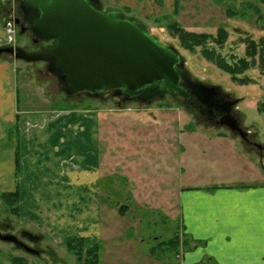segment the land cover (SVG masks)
Instances as JSON below:
<instances>
[{"label": "rangeland", "instance_id": "1", "mask_svg": "<svg viewBox=\"0 0 264 264\" xmlns=\"http://www.w3.org/2000/svg\"><path fill=\"white\" fill-rule=\"evenodd\" d=\"M19 1L21 0H0V44L20 46V49L28 53L47 49L50 42L32 41L31 33L24 31L21 26L19 33L18 27L13 24V17L22 21V16L18 12ZM252 2L256 3L258 13L248 9L240 16L242 5ZM99 3L104 12L115 10L125 18L139 22L158 42L172 48L192 81L218 88L231 100H238L232 112L242 131L260 149L245 143L225 126L212 125L203 117L195 115L192 110L186 109L177 96L166 94L149 103L123 99L122 96L113 95V92H107L102 96L86 93L66 96L61 91L60 82L53 72L48 70L45 62L17 61L2 54L0 58L10 62L14 71L16 69L13 76L17 86L18 108L21 110L65 108L76 111L97 108L107 114L103 116L105 120L106 117L113 119V114L108 116L113 112L124 113L126 119H138L140 122L132 121L133 125L137 126L134 128L126 127L130 125L127 121L120 123L113 121L110 124L112 127L107 128L115 131L111 137L113 141L117 140L121 146L128 145L120 152L124 167L117 168V171L121 175L131 172L134 176L137 174L138 179H144L143 176L149 167L139 166L143 155L140 152L146 141H149L151 145L146 146V151L151 149L149 152L153 159L157 153H162L163 156L167 153V166L180 174L182 172L184 175L194 174L196 184L206 182L256 184V180L249 178L250 175L256 177L257 181H264V113L257 111L258 103H264V69L262 72L251 69L241 75L248 77L251 83H234L228 74L204 59L198 48L189 51L180 47L176 38L166 28L168 24L176 23L185 31L211 35L215 34L217 28H224L227 36L222 47H216L209 42L207 45L213 47L231 63L243 56L242 40L245 36L253 40L264 38V5L256 0H99ZM226 10L234 11V15H228ZM109 123L105 122V126ZM145 123L147 127L143 126ZM151 124L152 127L149 126ZM166 127H169L167 131ZM130 141L134 144L133 147H130ZM6 150L0 149L2 154ZM127 164L128 169L125 171ZM180 166L183 171L180 170ZM157 168L153 166V170H158L156 173L158 176L172 171L164 167ZM9 175L12 176L11 173H7V177ZM147 175L149 176L148 171ZM120 180L125 179H117ZM156 180L151 181L153 186L157 183ZM108 183L107 180L103 181L104 186ZM123 183L124 181H121V184ZM161 183L163 182H158ZM183 183L186 184L188 181L185 180ZM139 187L136 188L139 195L136 201L143 203L140 206H135L130 198L125 201L124 194L127 192L125 190L122 192L120 185L113 190L114 196L108 197L113 201L121 199V204L124 205L130 204L138 216L134 218L135 223L131 224V228H127L126 225L124 227V220L118 219L113 213L103 218L97 264H181V254L185 250L180 242H184L185 246L189 245L188 247L192 245L182 233L177 211L166 210L165 202L168 196L157 193L149 195L148 190L145 192L147 195H143ZM158 189H161L160 186ZM2 191L5 189L0 186V193ZM136 191L132 189L131 195ZM4 213L2 220L15 230L27 231L38 238L36 243H30L28 246L41 250V254L32 256L16 249L12 244L0 241V264H10L12 258L22 259L24 264H77L63 244L47 240L24 224L20 220L18 210L16 215ZM172 239L177 241L169 246L166 242ZM150 249L152 252L148 253ZM200 264L209 263L203 261Z\"/></svg>", "mask_w": 264, "mask_h": 264}, {"label": "crops", "instance_id": "2", "mask_svg": "<svg viewBox=\"0 0 264 264\" xmlns=\"http://www.w3.org/2000/svg\"><path fill=\"white\" fill-rule=\"evenodd\" d=\"M15 72L10 62L0 58V149H7L4 154L0 151V186L4 192L16 189L17 210L24 224L52 242L64 244L79 238L85 248L98 247L105 216L115 214L127 228L138 216L130 204L108 197H113V190L120 185L122 192H127L123 193L125 201L130 198L140 206L143 203L136 201L140 186L143 195L148 190L149 195L168 196L166 210L177 211L182 233L192 244L188 247L180 242L185 250L181 264H264L263 180L250 175L256 184H196L194 174H180L167 166V153H157L153 159L151 149L146 151L149 141L140 152L139 166L149 167L144 179L131 172L121 175L117 171L124 167L120 152L128 145L113 141L115 131L107 128L113 121L137 127L132 123L140 122L135 116L131 120L124 118V113L113 112L108 114H113V119L105 120L106 113L97 108L21 110ZM107 121L110 123L105 126ZM133 145L130 141V147ZM153 166L172 171L158 176ZM7 173L12 174L10 181ZM121 178L125 180L117 181ZM104 180L109 182L107 187ZM185 180L188 183H183Z\"/></svg>", "mask_w": 264, "mask_h": 264}, {"label": "water", "instance_id": "3", "mask_svg": "<svg viewBox=\"0 0 264 264\" xmlns=\"http://www.w3.org/2000/svg\"><path fill=\"white\" fill-rule=\"evenodd\" d=\"M18 9L29 30L40 40L53 44L37 52L0 47V55L24 62H45L67 96L82 91H112L113 95L136 96L149 103L162 95L183 96L181 81L201 102L217 95L215 87L192 82L177 68L178 55L158 42L137 21L120 12L100 11L98 0H21ZM236 101L226 103L219 125L244 138V133L229 114ZM32 237L31 240H37ZM1 240L9 241L6 237ZM20 249L37 256L36 250L20 243Z\"/></svg>", "mask_w": 264, "mask_h": 264}, {"label": "trees", "instance_id": "4", "mask_svg": "<svg viewBox=\"0 0 264 264\" xmlns=\"http://www.w3.org/2000/svg\"><path fill=\"white\" fill-rule=\"evenodd\" d=\"M256 2L264 5V0H256ZM256 3L242 5L239 15L243 16L248 9L254 13H258ZM175 8V3H174ZM228 15H234V11L226 10ZM167 29L173 37L176 38L178 44L183 49L194 51L195 48L199 49V53L204 59L215 65L225 74L229 75L232 82L237 84H248L252 81L246 77L241 76L244 72L251 69H258L262 72L264 69V38L253 40L249 36H245L242 40L244 45L243 56L235 59L231 63L227 62L213 47H208L207 43H211L216 47H222L226 40L227 33L224 28L219 27L216 29L214 35L205 33L188 32L179 27L176 23L168 24ZM65 109V108H64ZM257 111L264 113V103H258ZM0 199L4 203L10 213L16 215L18 195L16 189L12 192L0 193ZM177 240H169V246L176 243ZM65 250L73 256L77 264H97L98 247L93 246L85 248L82 239H71L63 244ZM150 252L152 250L150 249ZM10 264H24L22 259L12 258Z\"/></svg>", "mask_w": 264, "mask_h": 264}, {"label": "flooded vegetation", "instance_id": "5", "mask_svg": "<svg viewBox=\"0 0 264 264\" xmlns=\"http://www.w3.org/2000/svg\"><path fill=\"white\" fill-rule=\"evenodd\" d=\"M99 1V0H98ZM100 4V3H99ZM19 10V9H18ZM100 11L104 12L100 6ZM19 12V15L21 14L20 10L18 11ZM108 12V11H107ZM22 16V14H21ZM23 22V23H22ZM13 24L18 27V30H19V33H20V26L21 28L24 30V31H27L29 33L32 34V38L31 40L32 41H40L38 40L33 32H31L29 30V25L27 23V21L24 19V17L22 16V21L20 22V18H16V17H13ZM21 24V25H20ZM24 24V25H22ZM23 33V32H22ZM46 42H50L48 45L47 48H49L53 42L52 40H45ZM10 45L8 44H0V47H8ZM10 47H14V48H20V46H10ZM6 55V54H4ZM10 56V55H8ZM11 57V56H10ZM17 61H20V60H17ZM47 64V63H46ZM47 67H48V70H51L50 67L48 66L47 64ZM177 68L184 71L183 69V65L178 61V64H177ZM190 78V77H189ZM191 80V79H190ZM192 81V80H191ZM60 82V81H59ZM194 82V81H192ZM197 83V82H196ZM65 84L63 82H60V88L62 86H64ZM178 87L180 89H182L184 95L183 96H179L175 93L173 94H169V93H166L167 95H172V96H177L178 98H180L184 104V106H186V109H190L192 110V112L195 114V115H199L200 117H203L204 119L207 120V122H209L210 124L212 125H219V120L221 119V116H222V111L223 109L226 107V103H229V102H232V101H236L235 104L231 105L229 108V114L231 117H233L236 121V124L237 126L240 128V125H239V122L236 118V116L234 115V113L232 112V109L234 108V106L238 103V100H231L230 97L226 94H223L218 88L215 89V92L218 93L217 95H213L211 96L209 99H206L204 100L203 102H201L198 98H196L195 95L191 94L190 90L186 87V85L181 81V79H179L178 81ZM206 86V85H204ZM62 91V90H61ZM63 92V91H62ZM108 92H112V91H108ZM64 93V92H63ZM80 93H86V94H91V95H96V96H102L103 94L107 93V92H104L102 94H98V91H92V92H88V91H82V92H79V93H76L74 95H77V94H80ZM65 94V93H64ZM164 94V95H166ZM74 95H71V96H74ZM67 96V95H66ZM119 96H122L123 99H135V100H138V97H134V96H128V95H125V94H122V95H119ZM163 96V95H162ZM155 99V98H154ZM140 101V100H138ZM240 130L242 131V129L240 128ZM243 132V131H242ZM234 133V132H233ZM244 133V132H243ZM236 134V133H235ZM237 135V134H236ZM238 136V135H237ZM239 137V136H238ZM240 138V137H239ZM242 139L245 143H248L250 145H253L257 148L260 149V147L258 145H256L255 143H252L249 138H248V135L246 133H244V138H240ZM8 213L9 215H11V213L9 212L8 210V207H6L4 205V203L2 202V200L0 199V241L4 242V243H9V244H12L16 249L18 250H21L20 249V243L27 246L28 248H30L28 245L31 243H36V241L38 240H31V236L33 237H36L34 234H31L27 231H20V229L18 230H15L13 226L9 225L8 223H6L4 220H2V216H3V213ZM4 213V214H5ZM14 215V214H13ZM15 231V232H14ZM1 237H6L7 239H9V241H4V240H1ZM27 244V245H26ZM33 250H36L39 255L41 254L39 249H35V248H31ZM22 251V250H21ZM23 252V251H22ZM37 255V256H39Z\"/></svg>", "mask_w": 264, "mask_h": 264}]
</instances>
